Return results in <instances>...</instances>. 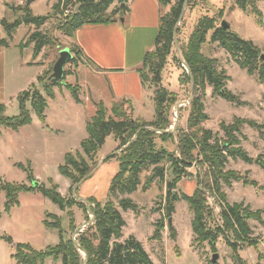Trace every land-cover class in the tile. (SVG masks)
<instances>
[{
  "label": "rangeland",
  "instance_id": "rangeland-1",
  "mask_svg": "<svg viewBox=\"0 0 264 264\" xmlns=\"http://www.w3.org/2000/svg\"><path fill=\"white\" fill-rule=\"evenodd\" d=\"M70 1L67 8L61 4L57 10H54L53 7L58 0H36L29 6L30 0H0V41L5 42V45H0V104L4 106L7 118L20 114L16 98L21 92L37 90L44 96V87L47 85L48 78L52 77L53 67L61 51L67 49L70 52L76 49L71 45L69 37L62 32V27L68 18L78 11V0ZM92 1L98 2L99 0ZM134 1L129 0L125 5L127 10L123 12L120 22L125 19V22L129 23L128 7L131 8ZM162 1V5L159 3V9L161 16L164 17L180 0H170L168 3L165 2L166 0ZM251 1L255 3L254 7L259 12L258 16L252 6L243 11L236 5L235 0H184L178 22L175 25L174 45L160 77V86L175 93L177 104H181L177 113H175V107L172 109L171 123L173 125L169 128V132L174 136H176L177 129L187 131L188 102L192 97L191 88L185 84L183 78L187 68L183 67L185 64L182 51L193 29L203 18L213 19L216 26L225 22L228 25L227 30L243 40L251 41L260 50L261 55H264V0ZM24 6L31 9L34 17H47V21L40 27H35L32 23L22 24L9 35L8 26L1 25V21L5 20L7 25L22 21L25 12L20 8ZM117 6L114 3L108 13ZM66 10L69 13H65ZM35 33L41 35L43 42L45 40L48 42L37 54L34 52L38 39L30 41V37ZM202 53L216 60L217 71H224L229 78L226 88L244 103L236 105L220 99L212 95L210 87H206L204 106L209 119L203 123V128L210 130L214 137L223 143L226 138L220 128L221 123L230 125L234 119H246L260 125L264 124V83L258 81L257 73L253 76L248 75L221 48L219 43H213L209 39L203 45ZM70 54L76 61L71 60L64 66L62 73L64 80L62 84L54 88V98L45 97L47 102V108L44 111L45 123L39 121L36 113L27 103L26 108L31 118L29 125L20 128L18 132L0 128V190L4 183L30 186L25 171L18 167L22 165L32 170L36 183L47 189H51L53 184L65 200L74 198L76 202L71 208L61 210L59 206L43 197L40 192L35 191L20 193L18 205L6 211V193L0 191V264H16L12 256L13 247L17 244L29 245L36 251H43L57 245L58 231L46 228L43 224L47 221L54 225L56 221L52 216L60 220L63 236L67 239L74 240L76 235L92 227L94 217L90 209L93 205L86 201L92 197V194L88 192L91 186H87L88 191L85 187L91 182H97L95 184L97 192L95 197L97 198L94 199L100 204L112 202L114 207L118 208L119 200L125 198L137 205L139 208L137 213L118 208L124 222L127 223V227L122 232L125 237L133 234L144 243L145 252L153 264H211L213 255H217L216 264H236V255L243 264H264V190H260L264 189V172L255 163L246 164L241 160L228 158L225 173L246 176L249 181L257 183L258 188H261L245 186L232 179L220 180L218 184L219 191L224 197L223 201V197L215 190V184L210 177L208 186H205L207 190L201 185L204 177L203 171L206 167L196 150L194 162L187 168L173 194L180 198L183 195L191 196L195 189L203 192L206 206L212 210V216L207 219L206 227L216 234L214 244L211 245V242L196 243V237L193 236L191 230L193 213L189 205L180 198L174 204L175 212L171 218V226L174 230L177 229L178 239L171 238L167 221H164L165 227L159 241L160 246L153 249V244L148 242L149 236L152 234V226L155 227L162 218L164 219L163 210L167 196L165 182L172 178L167 162L161 164L165 170L164 183L156 178L146 187V183L152 176L149 170L141 173L140 185L136 192L123 196L109 195L106 191L108 178H102L107 174L110 175L109 170L97 176L102 166L116 163L114 159L107 161L108 157L118 156L121 152V150L115 151L118 145L113 137L109 136L98 151L90 174L81 183L74 184L59 173L58 169L64 165V158L67 154H71L76 163H80L84 157L80 144L88 137L85 125L96 114L99 105L98 98H105L104 90H107L108 79L97 75V72L119 71L117 68L107 69L98 66L85 57L77 59L73 53L70 52ZM142 74L148 78V83H145L147 90L145 103L148 104L147 110H149V101L152 100L154 92L149 82L153 76L146 68L142 70ZM38 77L41 78L39 81H37ZM64 84L77 88L80 104L75 103ZM103 103L110 114L114 104L112 99ZM150 108H152L151 114L145 111L141 113L138 108H135L134 114L144 120H153L152 104ZM259 135L257 130L247 125L241 126L240 134H235L240 144L239 147L252 159L262 155L264 157V144ZM158 145V149L164 148L169 153H174L176 150L174 143L170 141L166 143L158 141ZM67 170L74 174L72 166H68ZM95 179L96 182H93ZM210 197H213L215 202ZM232 206H239L241 211L238 212L239 222L228 212L231 226V229H228L221 208L228 210L227 208ZM159 209L161 212L158 211ZM245 214L248 215L247 218ZM138 216L141 217L138 218ZM72 225L75 231L71 229ZM4 238H10L12 243H7ZM192 254H195L197 258ZM44 264L62 263L48 258Z\"/></svg>",
  "mask_w": 264,
  "mask_h": 264
},
{
  "label": "trees",
  "instance_id": "trees-1",
  "mask_svg": "<svg viewBox=\"0 0 264 264\" xmlns=\"http://www.w3.org/2000/svg\"><path fill=\"white\" fill-rule=\"evenodd\" d=\"M165 2L168 3L170 0H166ZM183 2L184 0H180L166 16L160 17L155 49L146 54L143 66L139 71L144 87L145 83H148V78L142 74V70L144 68L148 69L153 76L149 82V85L154 88L152 98L153 120L147 122L140 118H134L132 104L127 100L114 103L110 114H108L105 106L100 103L96 114L85 125L88 137L80 144L84 156L83 159L80 157L82 159L81 162L76 163L72 155L67 154L64 158V165L60 166L58 170L63 177L74 184H78L88 177L95 163L98 151L104 145L106 138L112 136L118 145L115 151L121 150V152L118 156L112 155L107 159V161L114 159L118 165V172L111 180L108 192L109 195L123 196L137 191L140 185V175L143 172L149 170L152 172V176L146 183V187L156 178L163 182L165 180V170L161 164L167 162L172 178L165 182L167 196L163 210L164 219L162 218L155 225L154 234L150 239L152 241L161 240V234L165 227L164 221H167L169 235L173 240L176 239L175 230L168 222L175 212L174 204L181 198L182 201L189 205L193 213L191 230L193 236L196 237V243L211 242L212 245L216 239V234L210 232L206 227V221L212 216V210L206 206L203 192L200 189H195L191 196L183 195L180 198L176 194H173V192L177 184L180 183L181 178L185 175L187 168L194 162V152L196 150H198L199 156L202 157L203 165L206 167L203 171L204 177L201 184L204 188L208 186L209 177L214 182L215 190L221 197L223 195L219 191L218 184L220 180L228 181V179H232L236 182H241L245 186L258 188L257 183L249 181L246 176H241L237 173H225L224 169L228 158H230L241 160L246 164L255 163L264 172L263 155L256 159L250 158L239 147V141L235 137L236 133L240 134L241 126L247 125L257 130L261 141L264 142V124L260 125L255 121L246 119H234L230 125L221 123L220 128L226 138V141L223 143L219 142L210 130L203 128V123L209 119L205 113L204 106L206 87H210L212 95L220 99L236 105L244 103L240 102L237 96L233 95L226 88L229 78L224 71H217L216 60L203 55L202 47L207 42V39L213 43H219L221 48L248 75L253 76L257 73L260 83H264V62L259 59L261 56L260 50L251 41L241 39L236 34L231 33L230 30L224 31L220 26H216V22L213 19L203 18L193 29L188 43L182 51V59L187 68V72L185 71L183 78L185 84L191 88L192 100L189 103L187 131L177 129L176 136H174V134L169 132V128L173 125L171 123V114L173 107L177 104V97L175 93L160 86V77L174 45L175 25L178 22ZM235 2L241 10L246 11L249 6H252L256 15L259 14L258 10L254 7L255 3L253 1L235 0ZM70 3V0H58L53 9L57 10L61 4L67 8ZM114 3L118 5L117 8L108 13L109 8ZM159 3L162 5L163 1L159 0ZM126 4L127 0H99L98 2L78 0V11L68 18L66 24L62 27V32L71 38L74 32L83 26L117 23L123 12L127 10ZM121 5H124V7L122 8ZM20 9L25 12L22 21L11 25H7L5 20L1 21V25L8 26L9 35L22 24L27 25L32 23L35 27H40L48 19L47 17H34L27 6ZM208 35H210L209 38ZM37 39L34 54H37L48 43L46 40L43 42L44 39L38 33L30 37V41ZM0 45H5V42L0 41ZM70 52L77 59L81 58V53L78 49ZM73 60L76 61V59ZM40 79L38 77L37 81ZM63 80L64 78H62L60 83H55L48 78L47 85L44 87V96L37 90H33L32 92L24 91L18 94L16 99L20 114L16 117L7 118L5 116V108L0 104V128H6L11 132H18L20 128L29 125L31 118L30 112L26 108L27 103L30 104L32 111L36 113L39 121L44 124V111L47 108L45 97L53 99L54 88L58 84H62ZM64 87L71 93L75 103L80 104L77 88L68 84H64ZM158 141L163 143L168 141L173 142L176 150L174 153H169L164 148L158 149ZM68 166L73 167L74 174L67 170ZM18 167L25 171L30 186L10 183L3 184L0 191L6 193V211L18 205V195L20 193L35 191L40 192L43 197L59 206L61 210L75 205L76 201L74 198L65 200L58 193L57 187L51 181L52 187L51 189H47L34 181L33 172L29 167L24 168L22 165H18ZM86 201L90 205H93L90 209L94 217L92 227L79 233L80 235L78 234L75 240L71 238L67 239L63 236L60 220L52 216L56 221L54 225H51L47 221H44L43 224L46 228L58 231V244L48 247L43 251H36L29 245L17 244L13 247L14 254L12 256L16 264H44L48 258L61 261L62 264H153L141 243L134 237H128L123 243L118 242L126 226L118 208L137 213L139 208L136 204L130 199L125 198L119 200L118 208L114 207L112 202L100 204L92 197ZM227 209L225 210L222 207L221 211L227 228L231 229L228 212L239 222L238 212L241 211V208L239 206H232ZM158 211L161 212L160 209ZM245 216L246 218L248 217L247 214ZM71 229L75 231L73 225ZM4 240L7 243H12L10 238H4ZM235 262L236 264H243L238 255L235 256Z\"/></svg>",
  "mask_w": 264,
  "mask_h": 264
},
{
  "label": "crops",
  "instance_id": "crops-1",
  "mask_svg": "<svg viewBox=\"0 0 264 264\" xmlns=\"http://www.w3.org/2000/svg\"><path fill=\"white\" fill-rule=\"evenodd\" d=\"M34 1L36 0H30L32 3L29 2L28 6L29 4L32 5ZM128 2L129 0H127V4ZM159 7V0H135L132 3V7H128V24L124 19L122 23L119 21L118 23L109 25L83 26L76 30L72 37L69 38L71 45L80 51L82 59L85 57L86 59L93 61V63L98 66L100 65L101 67H105L107 69L117 68L119 70L111 72H97V75L104 76L108 79L107 90H104L105 98H98L99 104H104L103 102L110 98L113 103H117L121 100H127L132 104L133 117L143 120L144 118L135 116V108H138L141 113L145 111L146 113L151 114L152 108H150V104H152L153 107V103H151L152 100L149 101V110H147L148 104L145 103L147 90L142 84L139 71L143 66L146 54L155 49V42L158 36L159 19L161 17ZM120 19L121 17L119 20ZM100 90L102 91L103 89ZM145 121L149 122L152 120ZM108 170L110 175L107 174L105 177H102L106 179L108 178L106 185L107 192L111 180L118 172L117 163L108 166L105 164L99 169L97 176L98 174H105ZM93 182H96V179ZM95 184H97V182L87 183L85 187L87 190V186H91L89 191H87L90 192V194H92L91 196L96 199L97 197H95V195L97 192L95 191ZM140 217L141 216H138V218ZM125 227H127V223ZM154 231L155 227L152 226V234L149 236V240L153 236ZM175 233L176 239H178L177 229L175 230ZM130 236L140 242V240L133 234L125 237L123 232L122 237L118 242L123 243ZM149 240L148 242L153 244L152 249L160 246L159 241ZM140 243L144 250H146L144 243ZM192 255L197 258L195 254Z\"/></svg>",
  "mask_w": 264,
  "mask_h": 264
},
{
  "label": "water",
  "instance_id": "water-1",
  "mask_svg": "<svg viewBox=\"0 0 264 264\" xmlns=\"http://www.w3.org/2000/svg\"><path fill=\"white\" fill-rule=\"evenodd\" d=\"M123 7H124V5H122V8ZM121 22H123V20ZM220 27L224 31H227V29H228V25L225 22H222L220 24ZM259 59L262 62H264V55H261ZM71 60H72V55L70 54L69 50L65 49V50L61 51V53L59 55V59L57 60V62L55 63V65L53 67V74H52V77L50 78L52 82L57 83V82H60L62 80V78H63V74H62L63 73V68ZM183 67H184V69H186L185 65H183ZM186 71H187V69H186ZM191 100H192V97L189 99V102L188 103H190ZM180 108H181V104H177L175 106V110H176L175 113H177ZM174 128H176V127L174 126ZM82 181H80L79 183H81ZM171 220L172 219H169V222H168L169 224H171ZM211 262H212V264H216V262H217V255H213L212 256Z\"/></svg>",
  "mask_w": 264,
  "mask_h": 264
},
{
  "label": "built area",
  "instance_id": "built-area-1",
  "mask_svg": "<svg viewBox=\"0 0 264 264\" xmlns=\"http://www.w3.org/2000/svg\"><path fill=\"white\" fill-rule=\"evenodd\" d=\"M65 13H69V12L66 10ZM182 65H183V64H182ZM210 199H211L212 201L215 200L213 197H210ZM214 202H215V201H214ZM76 237H77V235H76ZM76 237L74 238V240L76 239Z\"/></svg>",
  "mask_w": 264,
  "mask_h": 264
}]
</instances>
